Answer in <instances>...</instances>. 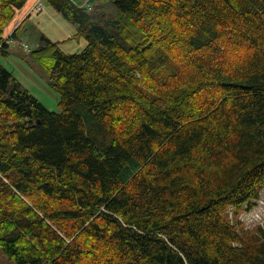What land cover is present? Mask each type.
<instances>
[{"label": "trees", "instance_id": "1", "mask_svg": "<svg viewBox=\"0 0 264 264\" xmlns=\"http://www.w3.org/2000/svg\"><path fill=\"white\" fill-rule=\"evenodd\" d=\"M44 1L86 45L67 53L43 33L35 49L52 48L61 111L0 63L2 252L264 264V224L228 219L264 190V0ZM26 2L0 0L2 53Z\"/></svg>", "mask_w": 264, "mask_h": 264}, {"label": "rangeland", "instance_id": "2", "mask_svg": "<svg viewBox=\"0 0 264 264\" xmlns=\"http://www.w3.org/2000/svg\"><path fill=\"white\" fill-rule=\"evenodd\" d=\"M43 9H34L28 20L21 26L17 39H14L7 48V53L0 51V63L9 69L21 86L29 90L50 111H61L60 94L55 89L54 78L51 77L53 64L52 48L43 47L36 51L40 37L44 33L53 41H59L62 50L71 53L80 51L86 40L74 38L77 31L74 24L66 20L59 12L44 0L41 1ZM109 16L120 15L116 7L106 8ZM70 38V39H69ZM228 219L232 223L246 230L256 231L258 226L264 224V190L260 198L249 210L243 208L239 214L234 208H228ZM0 264H16L10 260L0 249Z\"/></svg>", "mask_w": 264, "mask_h": 264}, {"label": "crops", "instance_id": "3", "mask_svg": "<svg viewBox=\"0 0 264 264\" xmlns=\"http://www.w3.org/2000/svg\"><path fill=\"white\" fill-rule=\"evenodd\" d=\"M41 1L43 0H27L25 5L17 10L14 19L6 27L5 36L10 35L16 28L21 27L23 23L28 20L31 12L35 9V6ZM42 9L43 7L38 11H41Z\"/></svg>", "mask_w": 264, "mask_h": 264}, {"label": "built area", "instance_id": "4", "mask_svg": "<svg viewBox=\"0 0 264 264\" xmlns=\"http://www.w3.org/2000/svg\"><path fill=\"white\" fill-rule=\"evenodd\" d=\"M41 7H42V3L39 2V3L35 6V9L40 10ZM10 36H11V35H10ZM10 36L8 35V36H7V39H8V43L11 44V42L14 40V38H13V37H10Z\"/></svg>", "mask_w": 264, "mask_h": 264}]
</instances>
